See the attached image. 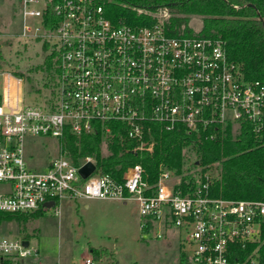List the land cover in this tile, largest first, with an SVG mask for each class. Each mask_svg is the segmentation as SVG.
<instances>
[{"label": "built area", "instance_id": "2783aa9c", "mask_svg": "<svg viewBox=\"0 0 264 264\" xmlns=\"http://www.w3.org/2000/svg\"><path fill=\"white\" fill-rule=\"evenodd\" d=\"M19 4L20 38L50 44L58 65L52 95L42 104L18 103L12 91L22 80L0 74L8 81L0 95V214L52 211L59 218L64 201L134 203L140 230L148 234L157 224L158 235L161 229L177 233L189 264H258L245 251L260 237L264 202L212 197L208 173L204 183L199 177L196 186L187 183L184 189L181 177L162 166L155 185L139 164L124 167L120 180L95 171L83 179L79 170L94 161L85 157L75 165L64 153L63 139L66 132L79 138L98 129L106 144L110 125H116L136 143L133 151H151L155 142L147 125L167 132L183 127L213 139L227 125L250 124L258 134L264 85L245 80L219 39L172 32L166 6L137 7L143 22L128 23L111 19L100 0ZM28 17L39 18L40 27L28 26ZM27 137L56 140L58 156L32 170L25 161ZM23 241L0 238V264L36 259L38 252Z\"/></svg>", "mask_w": 264, "mask_h": 264}, {"label": "trees", "instance_id": "16d2710c", "mask_svg": "<svg viewBox=\"0 0 264 264\" xmlns=\"http://www.w3.org/2000/svg\"><path fill=\"white\" fill-rule=\"evenodd\" d=\"M100 1L111 19L128 23L143 22L137 7L156 9L166 6L171 14L166 25L174 33H195L189 21L192 16H200L202 26L197 34L222 41L228 60L240 69L245 80L259 81L264 85V0ZM42 43L43 49L49 53L41 65L32 69L35 78H25L29 94H37L39 102L36 104L44 103L52 95L58 65L55 49L47 42ZM45 88L49 93L47 99L43 93ZM41 94L45 95V100H41ZM110 126L112 138L107 143L108 155H102V138L98 129L79 138L66 132L63 139L65 155L75 165L90 157L96 173L109 174L117 180L121 179L124 167L139 164L150 185L156 184L161 166L175 171L181 177L180 186L184 189L187 183L196 186L199 177L204 183V175L208 173V189L212 197L264 202V115L258 134L252 131L250 124L227 125L224 133L213 139L206 138L203 132L187 133L183 127L167 132L161 125H147L155 142L151 151H133L136 143L128 141L118 126ZM146 140H149L147 136ZM213 167L216 173L212 171ZM33 217L32 214H0V222L15 219L25 224ZM24 237V240L28 239L27 234ZM245 252L254 255L258 264H264V223L259 239L248 245ZM92 253L98 255L96 250ZM183 261L184 255H181L182 264Z\"/></svg>", "mask_w": 264, "mask_h": 264}, {"label": "rangeland", "instance_id": "374dc122", "mask_svg": "<svg viewBox=\"0 0 264 264\" xmlns=\"http://www.w3.org/2000/svg\"><path fill=\"white\" fill-rule=\"evenodd\" d=\"M23 21L19 0H0V74L20 78L22 83L13 87L12 95L18 98V103L31 105L39 99L36 93L29 94L25 78H35L32 69L41 65L49 52L43 49L41 41L20 38ZM25 22L33 29L40 27L39 18L28 17ZM189 26L198 32L202 26L201 17L192 16ZM6 81L4 76L0 77V95L4 94ZM9 88H12L10 82ZM47 90L43 91L46 99ZM42 96L41 100L45 95ZM24 151L26 164L32 170L45 166L59 152L56 140L41 137H27ZM102 155H108L107 143H102ZM212 171L217 172L215 167ZM84 205L83 202L64 201L59 218L52 211H44L32 214L34 217L25 224L4 219L0 222V238L24 240L27 234L25 241L29 242L33 253L38 252L33 264L36 261L84 264L86 259L94 264H182L184 253L177 233L161 229L158 235L160 227L157 224L148 234L143 233L139 228L142 219L134 203L124 206L105 201L90 202L88 208ZM95 250L98 255L92 253ZM183 264H189L185 255Z\"/></svg>", "mask_w": 264, "mask_h": 264}, {"label": "water", "instance_id": "95a60500", "mask_svg": "<svg viewBox=\"0 0 264 264\" xmlns=\"http://www.w3.org/2000/svg\"><path fill=\"white\" fill-rule=\"evenodd\" d=\"M264 25V23H263ZM95 171V165H93L92 163H87L86 165H84L80 170H79V174L83 179H86L89 175H91L93 172ZM52 206V203H48L46 205L47 208H50ZM24 247H28L29 242L28 241H23L22 242Z\"/></svg>", "mask_w": 264, "mask_h": 264}, {"label": "crops", "instance_id": "0c3cea01", "mask_svg": "<svg viewBox=\"0 0 264 264\" xmlns=\"http://www.w3.org/2000/svg\"><path fill=\"white\" fill-rule=\"evenodd\" d=\"M90 202H105V201H86V202H83L85 205H84V207L85 208H88V203H90ZM109 202H112V201H109ZM121 204H123V203H121ZM124 206H126L125 204H123ZM40 213V212H39ZM26 264V263H25ZM27 264H33V259L32 260H29V261H27Z\"/></svg>", "mask_w": 264, "mask_h": 264}, {"label": "bare ground", "instance_id": "6f19581e", "mask_svg": "<svg viewBox=\"0 0 264 264\" xmlns=\"http://www.w3.org/2000/svg\"><path fill=\"white\" fill-rule=\"evenodd\" d=\"M25 241V240H24Z\"/></svg>", "mask_w": 264, "mask_h": 264}]
</instances>
